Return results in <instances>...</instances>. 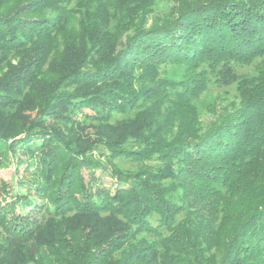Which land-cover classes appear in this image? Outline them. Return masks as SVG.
I'll use <instances>...</instances> for the list:
<instances>
[{"label":"trees","instance_id":"1","mask_svg":"<svg viewBox=\"0 0 264 264\" xmlns=\"http://www.w3.org/2000/svg\"><path fill=\"white\" fill-rule=\"evenodd\" d=\"M175 4L0 0V264H264V0Z\"/></svg>","mask_w":264,"mask_h":264},{"label":"rangeland","instance_id":"2","mask_svg":"<svg viewBox=\"0 0 264 264\" xmlns=\"http://www.w3.org/2000/svg\"><path fill=\"white\" fill-rule=\"evenodd\" d=\"M175 0H155V6L151 13H149L148 16V22L147 25H153V23L157 22L158 19H162L165 16H170L173 12V8L175 7ZM160 24V23H159ZM237 70L240 73L243 72H251L253 69L252 67H237ZM166 74L169 77H180L181 72L179 68H170L166 70ZM236 90L235 86H229V87H212L208 92H206L197 102V107L199 109V113L201 116V120L204 124L209 123L212 119H214V116L208 111V106L215 101L222 102H231L235 99ZM218 102V106H221ZM218 109H220L218 107ZM131 165L130 163L125 164V167H128ZM84 177L86 181L88 182L90 180V174L88 173V170H84ZM23 175L22 168L19 169L18 173H16L14 166L11 165L8 168H1L0 169V202L2 201L3 197H8V194L3 190L2 186L3 184H8L9 187H7L10 191L9 194L12 193L13 183L16 179V177L21 178ZM94 175L97 179V184L100 187L108 188L111 191H114L115 188L118 186L116 179L109 174L108 171H103L102 169H96L94 170Z\"/></svg>","mask_w":264,"mask_h":264}]
</instances>
